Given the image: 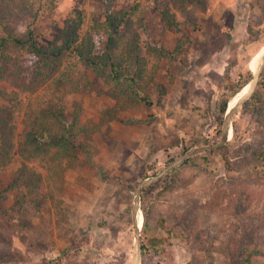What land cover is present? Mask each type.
<instances>
[{
	"label": "rangeland",
	"instance_id": "obj_1",
	"mask_svg": "<svg viewBox=\"0 0 264 264\" xmlns=\"http://www.w3.org/2000/svg\"><path fill=\"white\" fill-rule=\"evenodd\" d=\"M57 1L56 23L41 39L45 44L64 28L71 11L102 20L106 9L140 3L141 53L148 44L165 50L147 60L154 76L147 90L157 104H120L104 79L84 70L90 84L64 88L63 103L69 119L80 110L88 130L76 139L70 165L65 161L48 170L38 164L43 180L36 200L27 197L25 187L7 188L20 166L24 127L19 124L12 162L0 173V264H134L137 207L139 264H264V163L247 157L240 170L228 171L211 157L213 149L203 150L192 154L191 164L183 163L186 157L143 187L137 200L145 179L194 148L185 147L215 139L213 111L226 96L227 79L239 82L249 70L253 75L264 54V0H194L175 10L177 27L165 25L161 0ZM262 76L264 65L259 80ZM5 86L0 82V90ZM250 98L232 121L243 130L240 145L263 147L264 115L241 112ZM207 145L214 144L201 146ZM174 168L184 190L156 199L155 190L146 217L142 191ZM22 196L24 208L14 206ZM200 197L207 202H198ZM150 238L157 243L149 242L145 251Z\"/></svg>",
	"mask_w": 264,
	"mask_h": 264
},
{
	"label": "trees",
	"instance_id": "obj_2",
	"mask_svg": "<svg viewBox=\"0 0 264 264\" xmlns=\"http://www.w3.org/2000/svg\"><path fill=\"white\" fill-rule=\"evenodd\" d=\"M186 3L192 4L194 0H161L160 11L166 26L179 25L175 10L183 8ZM140 6L136 2L129 9L109 8L102 20L92 21L85 12L71 11L64 28L45 44L41 39L56 23L57 0H0V82L6 84L0 90V173L12 162L15 130L19 124L24 127L18 145L20 166L8 189L25 187L28 189L27 197L30 193L29 198L36 200L35 189L43 180L37 170L38 164H45L48 170L65 161L71 164L68 159L76 152L75 141L88 129L87 124L80 120V110L74 112L73 118L67 117L63 103L64 88L74 89L81 83V86H88L90 81L84 70L91 69L104 79L120 104H157L147 90L154 77L147 60L149 55H157V52L161 55L165 50L148 44L147 53H141ZM104 37L102 49L100 43ZM252 77L249 70L238 83L231 77L227 79L223 90L226 96L212 116L215 125L212 136L215 139L207 137L204 141L194 142L185 147V151L220 140L229 101ZM247 108L251 115H264V76L241 112L246 114ZM232 124V139L224 146L210 150L211 157L228 171L240 170L247 157L248 162L263 164L264 146L247 148L249 144L240 145L238 141L242 139L243 130L239 128L237 119H233ZM195 157L192 155L183 163L191 164ZM177 169H172L142 191L141 210L146 217L151 203L156 201L153 200L155 190V199L173 190H184ZM155 173L156 170L152 172ZM231 181L238 183L234 178ZM22 199H18L14 206L23 204L24 208L25 196ZM198 202L206 203L207 198L200 197ZM22 208H18V212ZM149 242L155 244L157 240L150 238L148 243L144 242L145 251L150 246Z\"/></svg>",
	"mask_w": 264,
	"mask_h": 264
},
{
	"label": "water",
	"instance_id": "obj_3",
	"mask_svg": "<svg viewBox=\"0 0 264 264\" xmlns=\"http://www.w3.org/2000/svg\"><path fill=\"white\" fill-rule=\"evenodd\" d=\"M264 65V54L261 56L259 64L257 69L253 72V78L252 80L249 82L250 84V88L249 91L244 94L236 103L233 107L229 108L228 106V110H226V115L224 118V124H223V129H222V134H221V139L217 144L214 145H207V146H200V147H194L190 150H188L186 153L182 154L181 156H179L176 160L173 161V163L165 170H163L161 173H159L158 175L151 177V178H147L143 181V183L141 184L139 190H138V195H137V200L140 201V192L142 190L143 187L149 185L152 181L158 179L159 177H161L167 170H169L171 167H174L175 165H177L179 163V161L183 160L186 157H189L192 154H195L197 152L203 151V150H210V149H215L218 147L223 146L224 144H226L232 136H230V130H233V126H232V118L233 116L237 113V111H239L240 107L242 106L243 102L246 101L247 99H249L252 94L254 93L257 84L259 82V77H260V73L261 70L263 68ZM135 214V226H136V256L134 259V264H139L140 263V259L142 256V248H141V244H140V234L138 232V230H140L139 227V223H138V212H139V208L137 207L136 209H134Z\"/></svg>",
	"mask_w": 264,
	"mask_h": 264
},
{
	"label": "bare ground",
	"instance_id": "obj_4",
	"mask_svg": "<svg viewBox=\"0 0 264 264\" xmlns=\"http://www.w3.org/2000/svg\"><path fill=\"white\" fill-rule=\"evenodd\" d=\"M249 88H250V84H247L243 89V93L245 94V92H247L248 90H249ZM242 93V94H243ZM140 225L139 226H141V221H140V223H139Z\"/></svg>",
	"mask_w": 264,
	"mask_h": 264
}]
</instances>
